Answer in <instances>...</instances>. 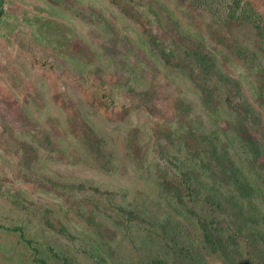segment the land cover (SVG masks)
I'll list each match as a JSON object with an SVG mask.
<instances>
[{"label": "trees", "instance_id": "trees-1", "mask_svg": "<svg viewBox=\"0 0 264 264\" xmlns=\"http://www.w3.org/2000/svg\"><path fill=\"white\" fill-rule=\"evenodd\" d=\"M118 3L122 24L132 12L142 15V11L148 9L153 13L162 32L160 35L151 32L148 42L141 37L145 48L140 49L169 80L176 78L194 85L209 110L218 112L221 105L225 110L226 107L234 109L231 113L237 118L235 126L243 148L250 146L258 153L260 145L254 144L245 131L249 116L256 115L252 104L244 102L246 94L242 81L245 74L242 71L237 77L233 76L224 51L252 65L257 77L258 100L263 101L264 59H260L258 50L242 47L238 29L245 27L253 32L258 42L255 46L264 52V3L258 0H178L176 9L169 7L172 14L167 17L150 2L118 0ZM76 14L85 20L84 11L77 9ZM8 17L6 14L0 18V32ZM199 18L198 33L186 35L187 30L196 27ZM46 21L49 22L41 24L40 32L44 31L45 40L49 41L57 34L58 25L53 18ZM73 25L77 32L78 24ZM83 38L86 39L83 35L74 37L73 55L86 52L89 57L91 46L84 43ZM216 42L224 48L216 46ZM69 56V53L59 52L56 58ZM125 62H121L122 69L127 66ZM86 73V76L96 77L93 68L87 65ZM143 79L141 64L132 66L127 85H139ZM95 82L99 91L107 92L103 80ZM137 97L138 94H134L131 100H123L121 105L126 113ZM186 118L187 121L181 123H187V127H171L178 147L170 150L166 142L168 156L162 153L164 146L156 150L161 156H156L159 166L154 169L161 171L149 175L146 181L154 184L149 191L134 195L130 189L133 186L112 190L110 186L104 189L95 181L78 184L73 194L75 207L69 210L85 217L92 228L82 224L85 233L76 236L82 240L85 234L97 235V238L88 236L82 240L86 242L83 252L76 251L71 242L60 247L51 243L54 238L76 239L73 233H77V224L70 214L42 212L39 202L48 205L25 189L13 195L7 193V199L3 195L11 210L23 212L24 216L19 221L0 223V237L4 240L0 245V264H113L109 245L116 236L130 245L123 247L131 254V260L122 257L120 264H212V258L219 259L222 264H264V186H259L249 169L254 163H260L259 160L250 155L232 157L223 143L227 141V131L219 125L197 124L196 121L201 120L199 117ZM82 119L69 115L68 133L59 127L44 126L38 119L33 122L37 137L43 135L41 145L47 152L50 170H38L35 165L39 158L29 152L23 158V165L35 169L37 173L28 178L38 183L43 193L53 192L52 187L61 185L54 172L51 174L57 159L60 164L64 160L69 165L86 164L90 171L101 176L122 167L116 157L119 150L111 151L103 140H96L95 131L92 127L86 128V121ZM82 140L85 148L76 144ZM126 146L128 155L137 157L140 170L148 175L150 171L142 162L144 159L139 161L141 158H138L147 153L140 137L128 140ZM2 176L0 172V185L4 183ZM112 179L109 176V185L115 183ZM81 196L84 200L79 199ZM108 226L115 231L112 236L106 229Z\"/></svg>", "mask_w": 264, "mask_h": 264}, {"label": "rangeland", "instance_id": "rangeland-1", "mask_svg": "<svg viewBox=\"0 0 264 264\" xmlns=\"http://www.w3.org/2000/svg\"><path fill=\"white\" fill-rule=\"evenodd\" d=\"M140 1L144 4L150 2L157 5L163 17L170 16L172 10L169 7L176 9L178 2V0ZM258 1L264 3V0ZM77 9L84 11L85 20L81 15L76 14ZM175 9L174 12L177 14ZM121 12L118 0H12L10 2L9 17L0 35V172L4 178V183L0 185V223L19 221L24 216L23 212L11 210L3 195L7 199V193L13 195L25 189L48 205L47 207L39 202L43 207L42 212L49 210L62 215L68 213L77 224V233L73 234L76 236L85 233L82 224L87 228L92 226L87 225L85 217L76 212L71 213L69 210L75 207L73 194L78 184L95 181L104 189L110 186L109 189L112 190L133 186L130 189L133 190L131 193L134 195L137 192L149 191L148 188L154 184L146 180L149 179L150 174L156 175L161 171L154 169L159 166L157 160L159 158L156 156H161L156 150L164 146L162 153L168 156L166 142L170 150L176 149L179 143L175 136L172 137L171 127L174 129L180 126L187 127V123L181 122L187 121L186 117L190 116L201 119L196 121L197 124L204 122L209 127L212 124L219 125L223 131H227V141L223 143L228 152L230 150L232 157L245 158L250 155L258 159L260 163H254L249 169L259 186L261 184L264 186V100H258L260 97L256 88L257 77L252 65H247L248 62L224 51V56L229 59L227 63L232 67L229 70L233 76L237 77L242 71L245 74L242 81L246 94L244 102H250L256 112V115H250L246 121L245 131L250 134L254 144L260 145L261 149L258 153L253 152L250 146L243 148L235 126L237 118L231 113L234 109L226 107L227 111L221 105L218 107V112L209 110L194 85L176 78L169 80L146 56V52L140 49L145 48L141 43V37L146 38L145 42H148L153 31L159 35L162 32L153 13L148 9H144L142 15L132 12L130 17H125V24H122L119 19L122 16ZM51 18L58 25L57 34L46 41L45 32H40L41 24H47L49 21L46 20ZM182 21L185 23L183 16ZM198 22L196 27L187 30L186 35L198 33V25L201 27L200 18ZM76 23L79 26L77 32L73 25ZM238 32L241 35L242 47L258 50L260 59H264V52L255 46L258 42L253 32L245 27L239 28ZM76 35H83L86 38H83L84 43L91 46L89 57L86 56V52H76L73 55L75 51L73 39ZM61 36L63 40L59 38ZM216 46L224 48L218 42ZM59 52L69 53L70 56L56 58ZM125 59H128V62H125ZM121 62L127 65L125 69H122ZM140 64L143 81L139 85L128 86L127 81L132 66L136 67ZM86 65L93 68L96 77L86 76ZM96 79L104 81L106 93L97 89ZM134 94H138V97L132 100L126 113L121 104H124L123 100H131ZM116 99L117 102L114 101ZM69 115L78 119L85 118L82 121H86V128L87 126L93 128L97 136L93 137L96 140H103L111 151L119 150L116 157L122 167L101 176L90 171L86 164L70 163L69 165L66 160L60 164V159H57L51 168V174L54 172L61 185L55 187V190L52 187L54 193L45 194L38 183L28 178L35 174V169L23 165V158L29 152L38 156L39 162L35 165L38 170L43 172L50 170V166H47V152L41 145L43 135L37 137L33 131L35 130L33 122L38 119L44 126L59 127L68 133ZM4 128H7V132H4ZM137 137H140L147 152L145 157L138 158H141L139 161L144 159L142 162H145L150 171L148 175L147 172L140 170L137 157L128 155L126 144L128 140ZM76 144L79 147H86L83 140ZM102 167L104 166L98 168ZM109 176L113 177L114 184H108ZM59 186L61 187L58 188ZM83 206L88 207L85 204ZM106 229L111 232V236L115 232L112 226ZM118 233L122 234V231ZM91 234L81 236L82 240H86L88 236L97 238V235ZM73 239L54 238L51 239V243L60 247L71 242L76 251L83 252L86 242L78 236ZM110 241L112 242L109 245V253H112L110 258L113 264H120L122 257L131 260V254L123 247L130 245H126L119 236ZM6 242L10 246L9 241ZM3 243L4 240L0 237V245ZM75 250L72 247V251L76 252ZM211 263L222 264L216 258H212Z\"/></svg>", "mask_w": 264, "mask_h": 264}, {"label": "crops", "instance_id": "crops-1", "mask_svg": "<svg viewBox=\"0 0 264 264\" xmlns=\"http://www.w3.org/2000/svg\"><path fill=\"white\" fill-rule=\"evenodd\" d=\"M11 1L12 0H0V18L5 16L6 14L9 15ZM1 26H2V21H0V30H1Z\"/></svg>", "mask_w": 264, "mask_h": 264}]
</instances>
